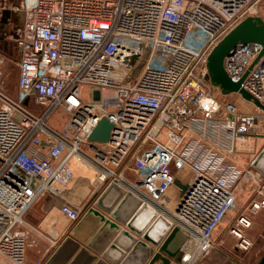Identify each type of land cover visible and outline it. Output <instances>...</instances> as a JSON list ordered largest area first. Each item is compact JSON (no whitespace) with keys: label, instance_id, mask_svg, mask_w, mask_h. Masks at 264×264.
I'll return each instance as SVG.
<instances>
[{"label":"built area","instance_id":"2783aa9c","mask_svg":"<svg viewBox=\"0 0 264 264\" xmlns=\"http://www.w3.org/2000/svg\"><path fill=\"white\" fill-rule=\"evenodd\" d=\"M263 6L264 0H22L13 6L21 24L13 36L16 97L0 90V257L23 264L25 214L70 185L77 168L165 214L185 235L179 264H192L212 247L247 175L252 197L227 234L236 248L249 249L246 231L264 209V184L252 167L238 165L237 145L258 134L263 110L242 112L221 101L205 63L239 21L264 18ZM260 50L238 44L223 67L232 82L248 71L241 86L264 105V54L249 69ZM56 111L65 115L59 128L49 123ZM102 118L113 124L110 138L90 142ZM172 186L179 195L169 206ZM59 211L71 221L79 217L66 204Z\"/></svg>","mask_w":264,"mask_h":264},{"label":"crops","instance_id":"0c3cea01","mask_svg":"<svg viewBox=\"0 0 264 264\" xmlns=\"http://www.w3.org/2000/svg\"><path fill=\"white\" fill-rule=\"evenodd\" d=\"M260 132L238 143L237 163L241 168H248L246 165L264 146V134ZM125 175L127 179H135L130 170ZM171 190L166 194L169 206L179 195V191ZM238 197L236 209L217 228L212 247L192 264H260L264 258V209L253 215L252 226L246 231L252 243L249 249L236 248L235 240L227 234L232 219L245 209ZM65 204L79 212L77 220L71 221L60 213V206ZM23 220V264H68L81 248L107 264H148L174 230L155 210L124 188L99 183L78 168L70 185L57 194L40 198ZM184 240L185 235L177 231L167 249L181 254ZM0 264L12 263L0 257Z\"/></svg>","mask_w":264,"mask_h":264},{"label":"water","instance_id":"95a60500","mask_svg":"<svg viewBox=\"0 0 264 264\" xmlns=\"http://www.w3.org/2000/svg\"><path fill=\"white\" fill-rule=\"evenodd\" d=\"M247 43H255L261 46L259 54L249 66V69H251L264 54V18L247 16L216 42L206 58L205 66L207 77L210 84L219 89L223 95L238 94L245 101L264 111V105L241 86L248 71L242 75L238 82H232L223 67L224 58L230 54L234 47L238 44ZM112 127L113 124L108 119H100L89 135L88 140L96 143L108 142ZM251 167L264 178V146L251 161ZM175 184L180 188L181 192L185 190V185L178 182ZM177 231L174 228L165 242L159 247V250L154 253L148 264H179L181 255L178 251L171 252L167 249V244L175 236ZM81 260L83 264H88L89 261L97 262V264H107L84 248H81L68 264H79ZM230 264L236 263L232 262ZM260 264H264V258L261 259Z\"/></svg>","mask_w":264,"mask_h":264},{"label":"rangeland","instance_id":"374dc122","mask_svg":"<svg viewBox=\"0 0 264 264\" xmlns=\"http://www.w3.org/2000/svg\"><path fill=\"white\" fill-rule=\"evenodd\" d=\"M21 3L22 0H0V90L12 98L16 97V83L18 78V53L13 36L15 29L21 24V14L11 9L13 6L20 7ZM3 6L4 10L2 8ZM8 13L10 14L9 18L5 17ZM83 94L87 97V88L83 89ZM220 100L235 103L242 112L257 111L253 104L245 101L238 94L221 95ZM64 120V113L56 111L51 115L49 123L59 128L63 125ZM260 131L264 134V111H259V118L257 120L256 132L261 133ZM246 167L251 168L250 162ZM249 184V178L246 175L239 181L235 191L236 197L239 196L238 198H241V202L245 207L252 197ZM171 188V191H178L176 186H172Z\"/></svg>","mask_w":264,"mask_h":264},{"label":"bare ground","instance_id":"6f19581e","mask_svg":"<svg viewBox=\"0 0 264 264\" xmlns=\"http://www.w3.org/2000/svg\"><path fill=\"white\" fill-rule=\"evenodd\" d=\"M159 217H160L161 219L165 220V221H168V223H170L168 217H167L165 214H161V215H159ZM170 224H171V223H170Z\"/></svg>","mask_w":264,"mask_h":264}]
</instances>
